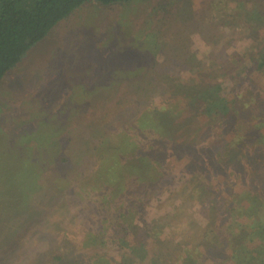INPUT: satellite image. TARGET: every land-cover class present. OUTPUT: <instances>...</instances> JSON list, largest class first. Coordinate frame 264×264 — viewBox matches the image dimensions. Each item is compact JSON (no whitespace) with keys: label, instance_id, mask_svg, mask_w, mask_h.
<instances>
[{"label":"rangeland","instance_id":"374dc122","mask_svg":"<svg viewBox=\"0 0 264 264\" xmlns=\"http://www.w3.org/2000/svg\"><path fill=\"white\" fill-rule=\"evenodd\" d=\"M242 52L264 54V0H129L111 5L88 1L75 9L28 51L0 83L3 233L7 231V222L17 216L19 231L13 244L24 249L34 236L33 245H38L42 233L55 220L79 237L89 227L85 223V216L91 210L89 203L79 192L72 195L73 187L84 182L96 162L88 112L98 116L97 124L117 119L128 123L134 120L133 113L120 116L117 111L130 104L133 95L144 101L151 99L153 92V100L163 102L165 98L156 86L164 75L156 72L154 66L144 68L137 78L124 73L131 70L129 53H190L189 66L195 65L203 53H209L230 73L231 54ZM108 57L113 62L111 69H121L123 76L115 96L111 95V101L106 104L104 115L91 105L83 108L81 103L92 93L90 90L98 88L94 79L108 70L109 66L105 67ZM257 75L258 84L244 78L241 87L243 93L248 89L252 94L248 102L252 103L254 113H258L255 117L264 118V73ZM173 76L177 87L190 88L179 76ZM183 119L179 117L175 122ZM188 127V134L191 132L195 138L204 129L214 132V124H204L200 129L197 119L175 130L168 126L165 129L180 134ZM46 135L56 143L53 149L47 146ZM24 136L31 137L28 144L39 157L37 160L15 158L28 152L23 146ZM185 136L184 132L180 146L187 139ZM261 144L257 151H262L264 138ZM182 157L161 174L164 184L157 185V195L146 204L155 234L151 252L163 264H264V162L257 168L261 178L252 183L247 180L261 191L245 196L244 184L231 194L222 184L219 189L224 194L220 198L217 194L211 196H216L218 204L211 201L203 205L187 198L189 186L184 180L189 171ZM38 160L44 162L39 177L43 188L36 191V179L35 182L30 179L38 171L36 166L24 168L25 164ZM2 178L7 182L4 185L12 187L9 193L2 187ZM51 185L57 189L55 192ZM35 191L44 197L41 210L26 208L23 200L27 193ZM0 245V264H14L16 261H10L5 256L6 249L2 250ZM100 249L110 251L109 247Z\"/></svg>","mask_w":264,"mask_h":264},{"label":"trees","instance_id":"16d2710c","mask_svg":"<svg viewBox=\"0 0 264 264\" xmlns=\"http://www.w3.org/2000/svg\"><path fill=\"white\" fill-rule=\"evenodd\" d=\"M88 1L111 5L129 0H0V83L62 19ZM189 54L129 53L128 64L132 72L124 70V73L137 78L144 68L154 66L156 72L164 75L156 83L158 92L164 94V101L153 100L154 92L150 94L151 99L145 101L133 95L135 98L129 101L130 104L126 103L117 111L120 116L133 113L135 118L128 123L110 117L112 121L97 124L100 121L98 116L88 112L96 162L84 182L73 187L72 195L79 192V196L85 197L89 203L91 210L85 216L89 227L79 237L55 220L39 238L41 247L38 246L40 243L33 245L36 241L34 236L23 249L18 243L17 248L13 244L16 241L13 238L19 231L18 222H15L18 217L7 222V234L3 233L0 219V244L2 250L6 249L5 256L10 261H16L14 264H163L150 249L151 244H155V234L147 217L146 204L153 195H157V185L163 186L161 174L170 170L182 156L186 171H189L184 180L189 186L187 198H194L203 205L213 201L216 205L218 199L211 196L217 194L220 198L224 194L219 189L222 184L224 190L231 194L244 184L247 189L242 193L245 196L261 191L259 187L249 185L247 180L252 183L261 178L257 168L264 162V146L262 151H257V147L262 145L264 138V118L255 117L258 113H254L252 103L248 102L252 94L248 89L242 92L241 81L250 78L258 84L257 73L260 76L264 73V54H231L228 63L230 73L219 59L209 53H203L195 65L189 66ZM161 56L164 58L159 60ZM109 58L105 61L108 70L100 72L99 78L96 75L94 79L98 88L90 90L92 93L81 103L83 108L91 105L104 115L106 104L111 101V95L115 96L123 76L121 69H111L113 62H109ZM173 74L190 88L177 87ZM182 116L181 122H175ZM192 119H197L199 128L204 124H214V132L204 129L195 138L191 132L188 134L189 127L180 134L165 129L168 126L175 130L192 122ZM184 132L187 139L180 146ZM46 137L47 146L53 149L56 143L49 135ZM30 138L24 136L22 139L28 152L15 158L25 161L39 158L28 144ZM50 154L54 155L51 151ZM43 163L38 160L25 164L24 169L35 165L38 170L30 175L32 181L36 179V191L43 188L39 184ZM5 180L2 178V187L5 193H9L12 187L4 185ZM51 186L55 192L57 189ZM36 191L25 195L26 208L41 210L44 197ZM28 214L33 216L31 211ZM82 245L83 249H80ZM86 247L95 249L86 250ZM100 247H109L110 251H101Z\"/></svg>","mask_w":264,"mask_h":264}]
</instances>
